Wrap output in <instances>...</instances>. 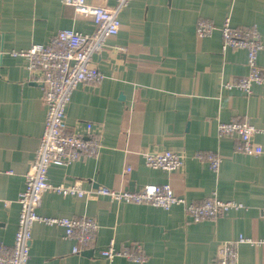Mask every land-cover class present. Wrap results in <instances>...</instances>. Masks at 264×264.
Listing matches in <instances>:
<instances>
[{
    "label": "crops",
    "instance_id": "obj_1",
    "mask_svg": "<svg viewBox=\"0 0 264 264\" xmlns=\"http://www.w3.org/2000/svg\"><path fill=\"white\" fill-rule=\"evenodd\" d=\"M228 17L234 27L256 26L264 45V0H132L123 9L119 33L93 57L103 81L78 85L66 108L67 131L86 135L91 124L103 148L96 158L49 170L51 185L79 183L89 194L78 198L46 192L38 210L43 217L96 220V242L74 254L75 242L64 238L62 228L36 223L28 264H216L221 243L241 235L264 239V153L244 155L237 151L236 137L218 133L220 123L245 119L264 131V84H253L249 95L225 87L249 73L245 50H223L220 28ZM202 19L217 29L198 39ZM62 30L92 34L95 25L62 0H0V243L9 247L18 227L17 200L47 113L37 75L26 69L25 59L10 53L47 44ZM258 65L264 69V50ZM254 142L264 149V134ZM164 151L187 155L184 168L153 170L140 156ZM207 151L222 156L217 173L192 159ZM167 184L189 203L215 195L245 209L195 223L180 206L165 211L96 194L99 187L136 191ZM4 202L11 204L5 207ZM112 241L117 250L141 246L147 260L102 258L101 249ZM238 251L239 264H264V246L241 244Z\"/></svg>",
    "mask_w": 264,
    "mask_h": 264
},
{
    "label": "built area",
    "instance_id": "obj_2",
    "mask_svg": "<svg viewBox=\"0 0 264 264\" xmlns=\"http://www.w3.org/2000/svg\"><path fill=\"white\" fill-rule=\"evenodd\" d=\"M106 1L108 0L102 4H90L87 0H62L65 6L73 7L79 15L92 18L95 25L92 34L62 30L47 44H35L28 50L10 53L12 57L25 59L26 69L37 75L36 82L41 85L47 113L39 148L25 175V186L17 200L20 214L14 244L9 247L0 243V264L29 263L32 229L36 223L62 228L64 238L75 242L72 250L74 254L91 249L96 242L100 228L96 220L87 217H43L38 214V210L46 192L78 198H85L89 194L79 183L71 186L51 185L49 170L52 166L68 167L82 158H96L103 148L102 139L93 134L91 124L87 126L86 135L67 131L66 108L78 85L99 84L103 81L104 75L93 64V57L103 50L108 39L117 36L121 27L120 13L132 0H113V6H109ZM216 29L212 21L199 20L196 28L197 38H208ZM220 32L223 50H245L249 69L247 76L225 87H235L249 95L252 93L253 84H264V69L258 65V55L264 50L259 30L256 26L234 27L228 17ZM218 133L220 137H236L239 141L237 151L244 155L258 156L264 153V149L254 142V137L264 134V131L257 129L248 119L220 123ZM140 156L147 167L166 172L182 170L189 158L185 154L172 151L141 152ZM192 159L207 163L214 173L219 171L222 164V156L213 151L195 153ZM126 172H131V169ZM96 194L107 197L112 202L151 205L165 211L180 206L195 223L213 221L232 211L245 209L241 203L222 201L215 195L202 202L189 203L186 199L178 197L169 184L146 185L136 191H116L99 187ZM10 204L4 202L5 207ZM261 213L264 223V205ZM241 244L264 246V239L254 241L241 235L237 240L221 243L216 254V264H239L238 249ZM100 256L109 261L117 257L135 263H144L147 260L141 246L133 245L117 250L113 241L101 249Z\"/></svg>",
    "mask_w": 264,
    "mask_h": 264
}]
</instances>
